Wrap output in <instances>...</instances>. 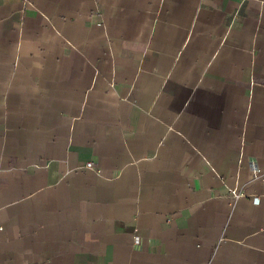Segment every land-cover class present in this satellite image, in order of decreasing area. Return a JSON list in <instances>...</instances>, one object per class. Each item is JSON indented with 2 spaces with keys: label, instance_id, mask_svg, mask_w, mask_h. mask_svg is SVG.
I'll return each mask as SVG.
<instances>
[{
  "label": "crops",
  "instance_id": "crops-1",
  "mask_svg": "<svg viewBox=\"0 0 264 264\" xmlns=\"http://www.w3.org/2000/svg\"><path fill=\"white\" fill-rule=\"evenodd\" d=\"M0 264H264V0H0Z\"/></svg>",
  "mask_w": 264,
  "mask_h": 264
},
{
  "label": "built area",
  "instance_id": "built-area-1",
  "mask_svg": "<svg viewBox=\"0 0 264 264\" xmlns=\"http://www.w3.org/2000/svg\"><path fill=\"white\" fill-rule=\"evenodd\" d=\"M87 167H89V168H93V163H88L87 164ZM258 172V170L256 169V171H255V174ZM233 194L234 195H238L237 193H236V191H233ZM256 199V201H258L259 200V198L257 197V198H255Z\"/></svg>",
  "mask_w": 264,
  "mask_h": 264
}]
</instances>
